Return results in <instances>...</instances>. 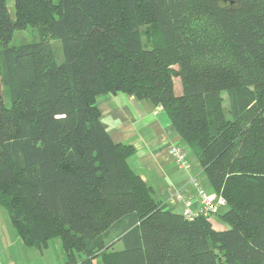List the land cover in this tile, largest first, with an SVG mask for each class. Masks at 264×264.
Wrapping results in <instances>:
<instances>
[{"label":"trees","instance_id":"obj_1","mask_svg":"<svg viewBox=\"0 0 264 264\" xmlns=\"http://www.w3.org/2000/svg\"><path fill=\"white\" fill-rule=\"evenodd\" d=\"M13 1L14 19L0 0V208L23 246L58 238L65 264H264V0ZM26 27L39 40L10 47ZM117 93L163 110L228 229L154 198L100 121L97 99Z\"/></svg>","mask_w":264,"mask_h":264},{"label":"crops","instance_id":"obj_2","mask_svg":"<svg viewBox=\"0 0 264 264\" xmlns=\"http://www.w3.org/2000/svg\"><path fill=\"white\" fill-rule=\"evenodd\" d=\"M96 106L111 141L133 146L134 154L128 160L129 167L153 190L154 198L165 206L166 211L181 214L185 210V202L190 201L191 213L196 214L200 204L191 178L205 193L213 194V191L194 155L175 132L163 110L123 93L102 95L97 99ZM173 146L184 154L190 167L188 170L169 155V148ZM179 190L182 199L169 202L170 196ZM2 210L0 208V220L4 213ZM209 221L218 231L228 229L218 216L209 217ZM50 244L55 246V264H65L60 239L50 240L48 248Z\"/></svg>","mask_w":264,"mask_h":264},{"label":"rangeland","instance_id":"obj_3","mask_svg":"<svg viewBox=\"0 0 264 264\" xmlns=\"http://www.w3.org/2000/svg\"><path fill=\"white\" fill-rule=\"evenodd\" d=\"M7 10L14 19V1L5 0ZM39 40L37 29L26 27L24 30L15 31L12 39L9 43L10 47H18L24 44ZM54 45L56 59L58 62L61 60L60 44L55 41H51ZM57 45V46H56ZM179 84L175 83L176 91L179 89ZM223 98V109L225 115L228 116V112L225 104L227 102V94L223 92L221 94ZM203 176H206L203 173ZM3 211V210H2ZM2 220H0V263L1 264H55V246L50 244V247L46 251L39 252L34 249H27L23 246L22 242L18 238L15 230L11 226L7 214L3 211ZM228 228V226H227ZM121 248L120 244L115 246V249Z\"/></svg>","mask_w":264,"mask_h":264},{"label":"built area","instance_id":"obj_4","mask_svg":"<svg viewBox=\"0 0 264 264\" xmlns=\"http://www.w3.org/2000/svg\"><path fill=\"white\" fill-rule=\"evenodd\" d=\"M169 155L172 159L181 167L185 169H189V164L187 163L184 154L178 147H170ZM191 183L195 187L196 198L200 204V207L196 214L191 213L190 201L185 202V210L182 212V215L185 219L192 220L197 216H203L205 218H209L211 216H216L219 210L224 206V200L221 196L215 194H207L205 193L200 185L195 181L194 178H191ZM182 199V192L175 191L169 199V202L173 203L175 201H180Z\"/></svg>","mask_w":264,"mask_h":264}]
</instances>
